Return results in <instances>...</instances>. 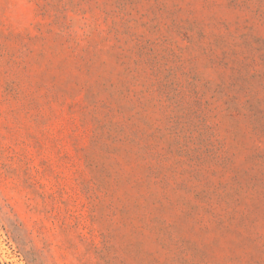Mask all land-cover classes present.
<instances>
[{"label":"rangeland","instance_id":"1","mask_svg":"<svg viewBox=\"0 0 264 264\" xmlns=\"http://www.w3.org/2000/svg\"><path fill=\"white\" fill-rule=\"evenodd\" d=\"M0 264H264V0H0Z\"/></svg>","mask_w":264,"mask_h":264}]
</instances>
